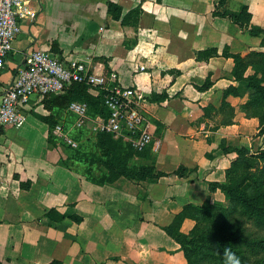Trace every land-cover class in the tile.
Instances as JSON below:
<instances>
[{"label": "crops", "instance_id": "0c3cea01", "mask_svg": "<svg viewBox=\"0 0 264 264\" xmlns=\"http://www.w3.org/2000/svg\"><path fill=\"white\" fill-rule=\"evenodd\" d=\"M23 2L35 16L20 17L21 33L0 73V108L5 90L35 51L115 75L117 83L143 95L140 109L159 143L137 165L167 175L91 179L87 159L74 154L81 146L89 153L87 140L100 133L91 122L77 129L62 99L35 95L21 110L23 125L6 128L0 137V264H182L181 245L167 228L188 205L227 200L212 186L227 181L237 156L231 147L247 146L256 134V119L238 108L246 97L227 92L244 86L233 74L235 56L264 51L262 36L251 33L252 27L264 29V0ZM110 2L121 8L120 18L111 14ZM244 6L249 27L220 14H239ZM142 65L145 71L138 69ZM58 124L78 137V148L53 135ZM181 167L187 171L175 175ZM104 171L98 166L96 173ZM195 226L186 218L181 232Z\"/></svg>", "mask_w": 264, "mask_h": 264}, {"label": "built area", "instance_id": "2783aa9c", "mask_svg": "<svg viewBox=\"0 0 264 264\" xmlns=\"http://www.w3.org/2000/svg\"><path fill=\"white\" fill-rule=\"evenodd\" d=\"M23 16H35L27 9L23 0H0V73L6 68L7 56L14 50V43L21 33L20 17ZM138 69L145 71L146 66H139ZM115 79V75L90 71L82 62L72 61L66 64L49 52H33L2 96L0 137L6 128H20L23 125L25 116L21 110L29 105L35 95H61L69 86L79 83L104 94L109 115L91 119L89 104L73 101L68 109L76 116L77 129H83L91 122L94 132L122 139L138 152L146 151L151 146L157 149L159 143L155 141L148 128L147 118L140 109L143 95L135 88L122 86ZM53 135L72 148L79 146L60 124L53 128Z\"/></svg>", "mask_w": 264, "mask_h": 264}, {"label": "rangeland", "instance_id": "374dc122", "mask_svg": "<svg viewBox=\"0 0 264 264\" xmlns=\"http://www.w3.org/2000/svg\"><path fill=\"white\" fill-rule=\"evenodd\" d=\"M254 62L256 64L246 70L245 76L264 87V57L257 58L255 56ZM244 83V86L241 85L240 89H236L233 96L246 97L238 105V108L246 117L256 119L258 124L256 134L247 146L231 147L237 156L226 189H230L233 198L228 197L225 202L211 203V207L206 213H197L199 215V230L195 239L201 245L209 242L205 248L191 252L189 257L182 250L184 259L182 264H224L226 247L241 257L242 264H264V218H251L238 200L240 197L247 196L264 208V157L261 155L264 151V94H257V97H254L253 91H249ZM79 133L80 138L83 132L79 131ZM93 140V138L87 140L88 148L90 146L91 150L95 145ZM61 145L70 151L66 145ZM240 149L244 150L241 155ZM140 157L142 154H135L130 165L133 167L144 166L136 163V159ZM217 237L225 238V240L223 241V251L216 253V249L212 251L211 246L212 240ZM207 246L210 247L207 248Z\"/></svg>", "mask_w": 264, "mask_h": 264}, {"label": "trees", "instance_id": "16d2710c", "mask_svg": "<svg viewBox=\"0 0 264 264\" xmlns=\"http://www.w3.org/2000/svg\"><path fill=\"white\" fill-rule=\"evenodd\" d=\"M227 0H219V5L226 4ZM109 10L111 14H115L116 18H120L122 10L119 6L109 3ZM137 15L140 14L139 11H135ZM223 16L229 17L234 23L239 24L241 27H249L251 16L248 12L247 6H244L239 14H229L228 12L220 13ZM251 33L255 36H262L263 46H264V29L258 27H252ZM255 56L257 58L264 57V52H250L246 56H235V68H234V77L240 83H246L247 89L253 91L254 97H257V94H264V87L260 83L252 82L249 77L245 76L246 70L256 64L254 62ZM244 83V84H245ZM90 87L85 84L75 83L68 87L64 94L58 96H47V97H56V99H62V104L64 106H69L73 101H84L89 104V114L90 116H97L98 114L107 117L109 115L108 109L105 107L104 103V94L100 93L95 96L90 92ZM236 87L230 89L227 92V95H235ZM228 108H230L228 106ZM244 110V109H243ZM234 110H232V113ZM233 120H228L225 123H232ZM54 137L51 139L53 142ZM78 140V137H76ZM95 149L91 150L89 153H83L81 151L82 146L74 154L76 160L81 161L83 157L87 159V173L91 179L98 181L99 183H113L121 177H125L131 180L143 181V180H155L166 176L164 172H159L154 166L144 165L142 167H133L130 165L131 159L135 154H143V152H138L133 149L131 144L124 143L122 139H115L113 135L107 133H100L95 136ZM88 149V146L86 147ZM234 151V149H231ZM244 152L243 149L239 150L240 155ZM239 155V156H240ZM260 155V154H259ZM264 157V151L261 153ZM103 166L105 168L104 172L96 173L97 167ZM234 167V161L232 167L228 171L227 181L223 184H214L213 189L220 188L225 193L227 199L232 197L230 194V189H226V185L231 178V174ZM187 170L184 167H181L175 172V175L183 176ZM229 195V196H228ZM238 200L243 204L245 210L251 218L262 217L264 218V208L257 205L252 198L247 196L240 197ZM211 207L210 203H207L203 206H194L188 205L184 208L183 212L177 215L171 224L167 228L168 234L173 237L180 245L181 249L184 251L187 257L190 256L191 252L205 248L209 241L201 245L196 241L195 237L197 236L199 230V215L201 213H206L207 210ZM260 207V208H259ZM198 213V214H197ZM186 218H192L196 221V227L194 230L186 235L181 232V225ZM225 238L217 237V239L212 240V251L216 249L218 251H223V245ZM210 246H207L209 248ZM223 248V249H222ZM222 249V250H221ZM219 252V253H220ZM223 256V255H222ZM52 264H60L59 262H53Z\"/></svg>", "mask_w": 264, "mask_h": 264}, {"label": "clouds", "instance_id": "9594fccd", "mask_svg": "<svg viewBox=\"0 0 264 264\" xmlns=\"http://www.w3.org/2000/svg\"><path fill=\"white\" fill-rule=\"evenodd\" d=\"M224 264H242L241 257L230 248L224 250Z\"/></svg>", "mask_w": 264, "mask_h": 264}]
</instances>
